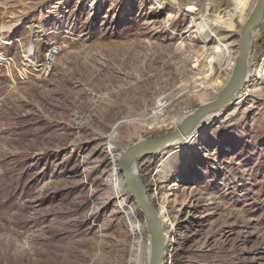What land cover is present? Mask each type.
Segmentation results:
<instances>
[{
	"label": "rangeland",
	"instance_id": "rangeland-1",
	"mask_svg": "<svg viewBox=\"0 0 264 264\" xmlns=\"http://www.w3.org/2000/svg\"><path fill=\"white\" fill-rule=\"evenodd\" d=\"M205 7L224 16L233 0H0V26L16 23L0 34V50L62 47L48 77L0 86V264L129 263L126 213L101 185L108 138L115 130L110 146L120 154L141 137L173 131L171 117L216 97L210 89L197 100L196 73L226 77L241 25L220 29L228 62L221 70L220 57L210 71L200 49L216 41L195 25ZM262 58L264 18L247 63L261 70ZM255 75L244 82L255 91L206 123L192 148H165L137 164L148 193L162 187L158 198L166 196L172 239L164 264H264V81ZM136 220L144 222L140 213Z\"/></svg>",
	"mask_w": 264,
	"mask_h": 264
},
{
	"label": "bare ground",
	"instance_id": "bare-ground-1",
	"mask_svg": "<svg viewBox=\"0 0 264 264\" xmlns=\"http://www.w3.org/2000/svg\"><path fill=\"white\" fill-rule=\"evenodd\" d=\"M152 1H154V4H157L159 2V0H152ZM254 3H255V0H233V8L231 9V12H229V11L224 12V16L219 15V12L217 13L216 10H214V12L212 14H207L208 13L207 12L208 7L207 8L206 7L201 8V14H203V12H205V15H202L201 21H199L197 24H195L196 25V31L200 32V33H203L204 31H207L206 33L210 32L208 35L209 40L213 38V40L216 41L215 44L212 45V47H207V45H206L207 41H204L203 45L200 49L202 54L207 53V55H209L208 57L205 56V57H207V59L210 58V60L207 61L206 65H205V66H207V69L212 71L213 70V64L218 63V60L221 57L220 63H218L219 68L221 70H226L225 66L228 62L227 61V55H228L229 51H228V47L225 44L221 43V41L224 40V37L219 38V36L222 33V30H220V29H223V32H225V33L235 31L236 26L242 25L244 23V21L247 19V17L249 16L250 12L253 9ZM182 6H184V4L178 5V8L181 10ZM5 9H8V8L6 7ZM171 16L172 15H167V17H166V19L170 22L173 21L171 19L172 18ZM15 26H16V23H14V24L5 23V24L1 25L0 26V34L10 33L15 28ZM3 40L4 39H1L0 42L7 44V42H5ZM181 49H182V43H179V45L176 46V51H179ZM202 54L200 55V57L202 56ZM194 63H195V65H194L193 69H197L199 67V61L195 60ZM232 70H233V68H232ZM232 70H230L229 72L227 71L226 77L223 78L222 80H219V78L221 79V77H216L215 80H211L208 77L206 78L205 75H202V73H199V72L196 73L198 76L196 77L195 83L197 84L196 86L199 88V90H196L194 92L196 93L195 96H196L197 100L198 99L199 100L204 99L205 94H206L205 92L207 90H210V89H215L219 93L227 84ZM261 73H262V68H261V70H256V69L253 70L252 68L249 67V65L247 63L245 80L248 81L251 78V76H253L255 74L257 75L258 78H261L262 77ZM220 75H221V73H220ZM245 85L246 84H244V87L241 88V94H240V92H238V94H240L239 96H237V92L234 93L233 102H234V100H236L238 98L241 99L242 93H244V91H246L247 89H248V92H254L255 91V90L249 89L251 86L245 87ZM184 89L186 90V85H184ZM211 101H209V102H211ZM209 102H207V103H209ZM207 103H204L202 105H205ZM187 109L188 108H186V110L183 111L181 114H177L176 116H173L169 119V121H171V122H169L170 128L175 127L174 129H176V127H178L181 124V122L187 116H189L190 114H192L194 112V111L192 112L191 110L189 111ZM217 115H218V113L208 115L206 118H204L202 120V122H200V124L195 128V130L192 133H190L186 136H183L182 138L178 139L174 143L168 144L162 150H160L158 153H161L162 151H164L165 148H167L165 150L170 149L169 152H171V153L172 152L173 153L181 152L185 149L192 148L193 144L195 143V137H198L196 135L197 134L199 135V132L201 131L202 127L206 123L208 124V122L210 123L213 119H215V117ZM156 116L157 115H156L155 111H152L150 113V118L151 117L154 118ZM145 120L146 119H143V118L141 119V121H145ZM155 126H156V124H153V126L151 125L147 129L150 130L151 132L153 130L159 129V127H155ZM114 132H115V130L114 131L112 130V133L108 138L109 147L107 149V156L109 158V167H110L109 175L107 177L108 180L105 179V181H103L102 182L103 184L101 183V185L103 187H108V186L111 187V190H112L113 194L115 195L114 198L117 200L116 201L117 208L120 209L122 212L126 213V218H127V222H128V226H129L128 231L130 232V236L133 239L132 245L135 248L134 251L132 252V255L129 259L128 264H142V261H144V258L146 257V251L148 250V246L146 245V242L144 241L145 240L144 234L146 232L147 225L145 222H143V224L140 225V223H138V221L136 220L137 214H139V213L141 214V212L136 205L130 204L131 202L128 199L125 187H124L122 179H121V175L118 171L117 160L119 158V154H115L114 153L115 152L114 147L110 146L113 142V139L115 138ZM169 152H167V153H169ZM171 156H172V154L169 157H171ZM167 159L168 158H166V160ZM164 162H165V160H164ZM137 164L135 165L134 170L136 172L137 178L141 181V183H143L144 180H143L142 176H140L137 172V170H138ZM167 170L168 169L165 167L162 168L161 170H159L158 174H160L161 179H163L162 182H159L160 184L165 183V180H166L165 175L168 174ZM147 183L154 185V184H156V181L154 180V177H151ZM161 189H162V187H159L158 190H157V188H155L154 192L148 193V196H149L150 200L154 203V205L157 209V214L159 216L161 226H162V231L164 234V240H165V243H167L169 241L171 242L172 231H168V232L164 231V227L168 225L169 219H168V215H167V211L165 209L166 207H165V203H164L166 196L161 194V197L158 198V194H159L158 192L161 191ZM190 214L191 213H187V218H188L187 220H190V217H191ZM192 222L193 221L190 220V223H192ZM165 243H164V246H165ZM165 255H166V253H165ZM162 264H164V262Z\"/></svg>",
	"mask_w": 264,
	"mask_h": 264
},
{
	"label": "water",
	"instance_id": "water-1",
	"mask_svg": "<svg viewBox=\"0 0 264 264\" xmlns=\"http://www.w3.org/2000/svg\"><path fill=\"white\" fill-rule=\"evenodd\" d=\"M264 18V0H256L255 5L241 25L234 67L225 87L211 102L198 106L173 131L162 136L141 137L119 154L118 171L121 175L128 199L136 205L147 225L146 257L144 264H162L165 257V240L161 222L154 203L148 196L147 187L137 178L135 165L150 156L157 154L168 144L192 133L208 115L221 114L231 107L234 93L244 84L246 67L252 44V33L258 29ZM217 115V116H218ZM216 116V117H217ZM207 126V125H206Z\"/></svg>",
	"mask_w": 264,
	"mask_h": 264
},
{
	"label": "built area",
	"instance_id": "built-area-1",
	"mask_svg": "<svg viewBox=\"0 0 264 264\" xmlns=\"http://www.w3.org/2000/svg\"><path fill=\"white\" fill-rule=\"evenodd\" d=\"M19 44V43H18ZM62 52L59 43H47L45 48L35 42L16 46L12 54L0 50V86L5 82H26L36 78L48 77L53 69L56 57ZM261 79L264 81V58ZM260 69V68H259Z\"/></svg>",
	"mask_w": 264,
	"mask_h": 264
}]
</instances>
